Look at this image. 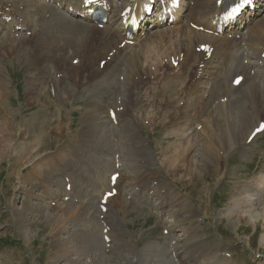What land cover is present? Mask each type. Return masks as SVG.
I'll list each match as a JSON object with an SVG mask.
<instances>
[{
    "label": "bare ground",
    "instance_id": "6f19581e",
    "mask_svg": "<svg viewBox=\"0 0 264 264\" xmlns=\"http://www.w3.org/2000/svg\"><path fill=\"white\" fill-rule=\"evenodd\" d=\"M140 1L142 0H136L138 4ZM73 2L79 3V0H0V64L15 56L19 61L28 62L32 76L30 75L26 82L28 87L26 104L39 103L40 109L44 110V113L42 112L44 116L41 122L42 126H44L45 115L48 112L46 107L51 103V98L45 96L46 78L50 79L51 72L54 70L55 74L58 73L55 75L56 77H52L54 92L63 89L65 81L69 80L70 87L67 86L64 89L65 96L62 94V97H56L61 102L70 98L73 93H80L86 83L95 82L89 80L90 77L104 83L106 91L113 95L110 102L116 108L114 119L105 118L97 109L89 107L88 104L84 106L85 110L83 109L84 113L79 119L78 126L67 135V139L49 157V171L45 176L48 183L50 182L49 186L55 185L60 189L63 182L61 179L57 180L60 177L59 170L62 166H70L71 164L73 169L67 173L64 170L62 174L64 175V180L62 177L63 181H65V176H69L67 182L71 184V187L68 195L84 191L88 193L90 190H87V184L79 185L75 169L79 168V164L89 162L96 168L90 176L88 175L91 177L90 181L95 185L89 193L92 196V193L95 192L97 199L100 200L102 194L109 189V175L119 170L116 186L121 189L125 183L128 195H137L141 201L143 200L153 210L158 211L162 216H168L167 219L164 217L162 222L166 225L169 224L170 227L172 225L180 227L179 232L183 236L186 231L181 227L179 213L184 211L195 214V211L199 208L193 200H190V197L180 194L176 189H172V185L168 187L162 185L157 172L152 168V166H156L162 170L157 161V154L154 148L145 142L146 139L132 116L133 113H130L131 105L136 100L135 95L139 91H144L152 101L150 102L151 111H153L152 116H157L159 119L162 117V122L159 124L167 132L166 134L171 133L177 136L179 140L184 134L183 131L189 128L192 129L190 131V136L193 139L192 142L190 141L191 143L186 141L182 145L179 143L180 141L178 143L174 141L162 152L170 151L168 153H170L171 158L165 165L167 171H172L170 168H174V173H176L184 167L193 168L196 176L203 173V171L212 170V167L216 166L219 174L222 169L226 168L224 155L228 150L241 146L242 148H239L238 151L247 152L256 141L253 139L248 144L246 140L249 134L257 123L264 119V65L263 60L260 58L264 45V0H258V7L254 10V13L249 14L248 21L245 17L241 18L240 25L242 27H239L237 23L233 33L240 35L239 40L234 38L228 40L226 37L215 38L213 34L209 35L204 31H196L191 28V22L199 26H209L210 18L218 12V9L215 0H184L181 3L182 16L174 23L167 27H161L159 23H155L152 29H143L145 33L142 38L136 37V43L124 45L123 47L119 45V42L124 39L122 27L118 23L119 13L126 5L131 4L130 0H109L112 9L108 22L102 29L88 22L87 19L74 18L69 13V6ZM176 22H179L178 26L173 25ZM16 27H21V29L17 30ZM204 42L214 45L210 58H206L204 53L195 52V47ZM180 54L182 55L180 56ZM106 55L109 59L105 60L103 68L100 69L98 66L99 61L96 63V60L100 59L99 57L106 58ZM176 56L181 59L178 67L174 69L173 66H169L175 70V73H165L166 66L162 65L160 60H163V57H167L169 60L170 57L175 58ZM74 58L78 59L76 65L69 62V59L71 61ZM201 63L203 67L198 68ZM197 74H199L198 78H196ZM239 74L243 75L244 78L235 87L232 85V80ZM116 75H122L123 80H116ZM58 93H56L57 96ZM9 94L8 82L0 76V106L2 108V111H0V133L8 132L12 137L15 120L10 114H13L14 111L8 104H5L6 96H9ZM179 94H182L181 98L177 97ZM43 96L45 97L44 100L41 99ZM96 100L99 102V99ZM55 101L59 102L58 99ZM56 105L57 108L60 107L57 103ZM34 114L36 116V113ZM152 116L150 119H152ZM149 117L146 118L150 121ZM61 120L56 122L58 125L55 126V132L57 135L63 136L65 130H70V127L69 124L63 123ZM196 120L203 121L201 131L206 132L201 140L198 137L202 133H198L194 128H191L192 122ZM31 128L30 120L25 135ZM43 134L44 130L42 129L37 135ZM23 139L25 140V138ZM32 144L31 141H28L16 145V151L20 153L13 155L11 165L18 162L22 150L31 147ZM38 146L37 150L42 148L40 144ZM35 150L32 149V151ZM116 154L117 156H115ZM3 155L5 154H2L1 159H4ZM28 160L32 161L30 158ZM180 161L183 164H180ZM116 162L120 166L118 170H115ZM175 163L177 164L174 165ZM142 167L145 168L144 173L140 172ZM259 176L261 178L264 176V167ZM24 180L25 178L19 180L20 182L18 181L17 184L22 183V188L14 193V200H17L20 195L28 193L24 188ZM240 184L235 187L236 191L231 199L237 207L233 206L238 210L240 207H238L237 201H240L242 196L249 191L245 183ZM137 186L139 188L136 190ZM64 187L65 183L63 189ZM55 191L52 193L56 196L58 192L56 194ZM248 196L246 195V197ZM27 197L32 198L29 194H27ZM86 197L88 198V196ZM90 199L89 201H91ZM120 199L119 195H113L107 199V210L103 213V216H109L107 219L110 222H112L111 220L113 222L114 220L118 221L116 213L122 210L123 205H125V200L120 201ZM168 199L173 201L172 206H169ZM247 199L248 201L251 200L249 197ZM26 202L28 203H22L21 208L13 209L18 224L23 230L27 226L25 222L32 220L29 214L35 208L33 203L28 200ZM71 203L64 204L62 201H57L55 205L58 207L56 209H59L57 214L52 215L51 211L48 210L44 214L46 221L53 222L52 229L56 228L55 245L58 246L59 252H61L58 255L59 252L56 250L55 255L50 257L52 261L49 264H62L63 262L58 261L61 258H64L65 262L71 261L72 264H87L85 260L80 259L81 257H75L79 254V250L68 248L63 243V236L68 233L69 223L72 219L77 218L85 222L86 239L93 230L96 235L92 237L99 236V239H101L102 228L98 226L99 219L96 218V215L102 214V212L96 209L94 212L97 214L92 215L91 212L92 216L86 215L90 212L87 211L86 213V210L90 207L85 206L86 209L83 211L81 206L80 208L83 214L86 213V216H82V213L80 214L82 217L77 216L76 213L79 210L76 209L75 204ZM79 205L77 206L78 209ZM118 225L120 226V222ZM192 227V233L188 236V239H194L197 236L195 234L197 227ZM111 232L113 233V231H110V236L113 237L114 235ZM173 232L172 229L171 233ZM25 233L28 235L29 230H26ZM27 235L26 239H28ZM166 238L168 243L174 239L176 240L171 244V249L174 252L171 264H194L195 248L186 258L183 255L184 253L182 254L180 251V249L186 250L180 239L178 237L176 239L173 235ZM87 240L89 241V239ZM113 240H115L114 237ZM154 244L151 248L154 247ZM156 244V247L160 245L159 243ZM159 248H155L156 251H160ZM201 249L205 252L203 248ZM204 254L207 256L206 252ZM182 255L186 259H183ZM215 255L217 256L216 251ZM216 256H212L211 259L215 260ZM89 258L91 257L89 256ZM231 258H217L215 263L231 264ZM105 259L108 258L93 254L90 262L91 264H100ZM65 262L64 264H66ZM195 262L197 264L198 261ZM206 263L208 264L207 261Z\"/></svg>",
    "mask_w": 264,
    "mask_h": 264
},
{
    "label": "rangeland",
    "instance_id": "374dc122",
    "mask_svg": "<svg viewBox=\"0 0 264 264\" xmlns=\"http://www.w3.org/2000/svg\"><path fill=\"white\" fill-rule=\"evenodd\" d=\"M170 66L172 65L170 64ZM0 67L2 70L0 76L8 82V90L10 91L9 96H6L5 104H8V106L13 109L14 113L10 114V116L15 120V128L13 129L12 137L8 132H2L3 134L0 133V264H49L52 261L50 260V257L54 256L56 250L59 252L60 249L55 245L56 228L54 230L52 229L51 225L53 222L46 221L44 214L48 211H51L52 215L57 214L59 209L56 208L58 207H51L49 204L51 203V200L54 201L53 197L59 195L62 196L64 194V191H61L62 187L60 190L58 186L54 185L51 186L53 187V189H51L49 186L50 182L48 183V180L45 177L49 171V157L53 154L56 148L67 139V135H69L71 131H74L78 126L79 119L83 116L85 110L84 106H86V104H88L89 107H94V109H97L102 116L106 117V109L110 104L109 99H112L113 95L109 91H106L104 83H101V81L98 82L94 77H90V79L88 77L89 80L95 82L86 83V86L80 93H73L70 95V98L61 102L59 98L56 97H62V94L65 96L64 89H66L67 86L68 88L70 87L68 84L69 80L67 79V82L65 81V87L59 90L61 92L56 91V93H59L58 96L56 94V97H54L55 95L52 93V89H49V86H52L49 80L52 77H56L55 75L58 74H55L54 70L52 71L53 73L51 72V78H46V82L47 84L49 82V84L45 86L47 89L45 96L51 98V103L46 107L48 112L45 115L46 120L43 123L44 126H42L41 122L44 119V110L40 109L39 103L26 104L28 90L26 82L28 77H30V75L32 76V74H30L31 68L29 67L28 62L25 63L19 61L17 56H15L10 60H6V62L3 61L0 64ZM164 72L167 73V70H164ZM121 79V75H116V80L122 81ZM59 94L61 95L59 96ZM135 97L136 100L131 106L130 113H133L132 116L140 126L141 133L146 139L145 142L154 148L155 153L157 154V161L161 165L160 168L162 170L156 166H152V168L157 172V176L162 181V185L164 184L167 187L172 185V189H176L180 194L190 197V200H193L199 208L195 211V214H189L184 211L179 213L178 217L181 222V227L186 231L183 236L179 232L180 227H176L175 225L170 227L169 224L167 226L171 228L170 230L173 229V235L177 236L181 243L185 245L186 250L180 249L182 254L184 253L183 255L187 258V256L190 255L189 253H192V249L195 248L196 257L194 256V264H196L195 261H198L197 264H207L206 261L208 264H216L215 260L217 258H227V256L221 255L220 252H226L229 254V258L232 257L230 259L231 264H264V176L262 178L259 176L264 167V158L262 159V155L264 154V132L256 139V143L252 145L247 152H239L238 150L234 151L231 149L228 150L224 155L226 168L222 169L219 174L216 166L212 167V170L209 169L203 171V173H199L196 176L193 168L189 169L187 167L174 173V168H170L172 171H167L168 169L165 167L171 158L170 153H168L170 151L165 153L162 152H164V149L174 141L176 143L180 141L179 143L182 145H184L186 141L187 143H191L193 139L190 136V131L192 129L189 128L188 130L183 131L184 134H182L181 139L179 140L177 136L171 133L166 134L167 132L162 129V125L160 127L162 117L159 119L157 116H152L153 111H151L152 107L150 103L152 101H150L151 99L148 98L147 94L139 92ZM41 99L44 100L45 97L43 96ZM55 99H58L59 102L55 101ZM96 99H99L101 104H98L99 102ZM54 101L55 105L56 103L60 105L57 110V105H54ZM148 104L149 106H147ZM0 111H2L1 106ZM34 113H36V116H34ZM149 115L152 116V119H150L151 116L149 117ZM58 116H62L63 119H57ZM146 117H149L150 121L153 122L151 123ZM144 118L146 119L144 120ZM30 120L32 128L28 131L27 135H25ZM59 120L63 123L69 124L70 127V130H65L63 136L57 135L55 132V126L58 125L56 122ZM129 121L131 120L129 119ZM197 123L202 126L203 121H193L191 128H194L198 133H202L199 137L197 136L198 139L201 140L203 136L206 135V132L201 131V128H198L199 124L197 125ZM42 129L44 130V134L38 136L37 134ZM23 138H25V140ZM28 141L33 143L32 146L22 150L23 152L20 154L18 162L11 165L13 155L15 156L20 153L19 151H16L17 147L15 146L24 144ZM38 142L42 148L37 150V147H39ZM239 148L240 147L238 146V149ZM1 149L4 150L1 151ZM32 149H36L37 151H32ZM3 153L5 154L3 155L4 159H1ZM29 158L34 162L29 161ZM88 163L89 162H84L82 164V169H80L81 173H79L81 175L79 176V174H76V176H78L76 179L79 185L87 184V190L92 191L95 185L90 181L91 177L89 176L92 172L91 170L94 169L95 166ZM176 164L177 163L174 165ZM180 164L183 163L180 161ZM261 164L262 166H260ZM62 168L65 169L66 173L69 172L66 171V169L70 171L73 169L71 164L70 166H62ZM226 169L229 170L227 171ZM63 176L64 175H62V177ZM24 178V188L28 193L24 195L22 194L17 200H14V193L22 188V183H17ZM59 179L60 177L57 180L59 181ZM239 181L240 183H245V186L249 191L244 195L242 194L245 197L241 195L242 198H240L242 201L240 199V201H237V205L240 207L238 210V208H235L237 206L232 203L231 199L233 193L236 191L235 187L241 185L238 183ZM125 189L126 188L124 187L123 191H121L122 193L118 194L119 199L121 198L120 201L126 200V204L123 205L122 210L117 211L116 213L118 221L114 220L113 222V220H111L112 222H110V220L107 219L109 216L105 217V220L112 229L111 231L114 233L111 232V234L114 235L113 237L116 246L112 247L111 250L104 251L99 236L95 238L92 237L96 235L94 230L88 235L90 237L87 238L89 239L88 241L85 238V222L80 221L77 218L70 220L68 233L63 236L64 245L68 248L79 250V254L75 255V257H81L80 259H82V261L85 260L87 264H91L90 259L93 254L106 256L108 258L105 259L103 263L99 261L100 264H171L170 251H168V239H164L162 235V229L166 228L162 219H164V217L167 219L168 216H162L158 211H156V213L155 210L144 205L143 201L138 199L137 201L131 198L130 195H127ZM53 191H55L56 194L58 192V194L55 196L54 193H52ZM89 192L85 193L84 191L78 194L71 193V195L77 194L72 200L68 201L69 203L72 202L71 204L76 205V209L79 210V213H76L77 216H81V213L83 216L87 211L90 212L86 215H91V212L92 215H94V210H96L97 206L96 201H98V199L95 192L92 193V196H90L91 194ZM27 194L31 195L32 198L27 197ZM51 195L53 196L50 197ZM246 195H249L248 197L251 198L252 201L249 200V202ZM85 196H88V198H85ZM79 198H85L87 202L89 199L91 201L88 205V203L84 204L85 200H80ZM27 200L33 203L35 208L29 214V217L32 218V220L25 222L27 226H25L23 230L20 227V224H18L13 209L21 208L22 203H28L26 202ZM59 201L61 202L62 200L59 199ZM68 202L64 203L62 201L64 204H67ZM168 202L170 205L173 203L171 199H168ZM78 205L79 209L77 207ZM81 206L83 211L87 206L90 207V209L87 207L88 209L86 210V213L83 214V211L80 208ZM232 209L233 211L235 210V212H233ZM98 215H96L97 219H99ZM93 217H91V219H93ZM119 222L120 226L118 225ZM98 226L101 227L100 220L98 221ZM192 226L197 227L195 231L197 236L194 239H188V236L192 233ZM26 230H29L28 235L25 233ZM26 235L28 236V239H26ZM153 243H155L154 247L151 248ZM156 243H159L161 246L159 245L156 247ZM155 248H159L160 251H156ZM201 248L205 250L207 256ZM215 251L217 252V256L215 255ZM186 252L187 254H185ZM60 254L61 252L58 253V255ZM89 256L91 258H89ZM212 256H216V259L212 260ZM58 261H60V263L63 262L62 264L65 262L64 258H61ZM65 263L72 264L71 261H66Z\"/></svg>",
    "mask_w": 264,
    "mask_h": 264
},
{
    "label": "snow or ice",
    "instance_id": "6c2138e0",
    "mask_svg": "<svg viewBox=\"0 0 264 264\" xmlns=\"http://www.w3.org/2000/svg\"><path fill=\"white\" fill-rule=\"evenodd\" d=\"M244 2L246 3L247 0H244ZM240 5H237L236 8H233V12L237 11L239 9ZM239 81H237L238 83ZM261 128H264V124L261 125ZM257 131H260V129L258 128ZM253 135H255V133H253ZM113 179H115V177H113ZM114 193H108V195H113Z\"/></svg>",
    "mask_w": 264,
    "mask_h": 264
}]
</instances>
